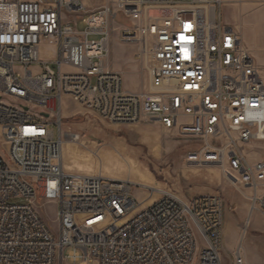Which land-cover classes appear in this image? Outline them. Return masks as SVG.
Instances as JSON below:
<instances>
[{"label": "built area", "instance_id": "obj_1", "mask_svg": "<svg viewBox=\"0 0 264 264\" xmlns=\"http://www.w3.org/2000/svg\"><path fill=\"white\" fill-rule=\"evenodd\" d=\"M106 1L0 0V264H222L223 197L141 186L139 201L130 182L66 171L61 103L200 140L185 165L249 191L250 217L264 214V159L250 157L264 146L261 71L221 24L226 0ZM113 32L147 74L144 91L125 90L111 67ZM233 260L245 264L239 249Z\"/></svg>", "mask_w": 264, "mask_h": 264}, {"label": "rangeland", "instance_id": "obj_2", "mask_svg": "<svg viewBox=\"0 0 264 264\" xmlns=\"http://www.w3.org/2000/svg\"><path fill=\"white\" fill-rule=\"evenodd\" d=\"M106 2L90 0L88 4L94 8ZM220 14L221 24L238 32L264 79V0H226ZM73 18L74 28L82 31V18ZM110 47V65L122 74L124 89L144 91L147 74L132 60L131 48L119 44L114 32ZM67 100L68 103H61L62 161L66 171L130 182L132 194L139 201L147 197L141 186L171 190L187 201L198 195L219 194L224 200L222 264H234L237 249L245 264H264V214L254 210L248 217L250 204L243 195L249 191L240 193L232 188L217 168L185 165V155L198 149L200 140L171 135L150 121L111 125ZM51 128L56 131L54 125ZM252 148L256 154H251V159H264L263 145L255 144ZM155 193L150 192L152 199L156 198ZM38 212L45 224L55 230L53 205H42ZM248 218L249 226L243 234Z\"/></svg>", "mask_w": 264, "mask_h": 264}, {"label": "crops", "instance_id": "obj_3", "mask_svg": "<svg viewBox=\"0 0 264 264\" xmlns=\"http://www.w3.org/2000/svg\"><path fill=\"white\" fill-rule=\"evenodd\" d=\"M116 68V67H115ZM115 68H113V69H115ZM117 68H118V66H117ZM118 71V70H117ZM65 102L66 101V103H68V100H67V98H63V100H62V102Z\"/></svg>", "mask_w": 264, "mask_h": 264}, {"label": "bare ground", "instance_id": "obj_4", "mask_svg": "<svg viewBox=\"0 0 264 264\" xmlns=\"http://www.w3.org/2000/svg\"><path fill=\"white\" fill-rule=\"evenodd\" d=\"M63 152H64V151L62 150V158H63Z\"/></svg>", "mask_w": 264, "mask_h": 264}]
</instances>
